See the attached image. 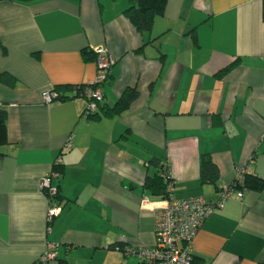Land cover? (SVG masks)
<instances>
[{
    "label": "crops",
    "instance_id": "crops-1",
    "mask_svg": "<svg viewBox=\"0 0 264 264\" xmlns=\"http://www.w3.org/2000/svg\"><path fill=\"white\" fill-rule=\"evenodd\" d=\"M128 5L0 1V74L14 78L0 82V264H41L49 249V264H144L123 249L155 245L167 198L145 182L164 164L173 200L216 205L240 169L264 179V0H166L143 33ZM98 46L115 62L88 114L74 88L95 79ZM54 87L64 99L44 103ZM126 89L137 97L117 109ZM203 154L215 183L201 182ZM50 173L61 211L48 223L40 182ZM235 190L197 231L194 264H264V189Z\"/></svg>",
    "mask_w": 264,
    "mask_h": 264
},
{
    "label": "built area",
    "instance_id": "built-area-1",
    "mask_svg": "<svg viewBox=\"0 0 264 264\" xmlns=\"http://www.w3.org/2000/svg\"><path fill=\"white\" fill-rule=\"evenodd\" d=\"M96 53V77L87 86L75 87L86 98V113L93 114L103 99L100 84L106 77L110 67L114 64L115 58L108 54L104 46L94 49ZM59 94L56 91L48 90L42 93V101L49 104L58 100ZM70 141L66 143L69 146ZM57 164V161H56ZM56 173L45 175L41 179L42 191L49 200L46 221L52 219L61 211V204L53 200L58 188L52 183V177ZM163 178L167 181V200L163 206L158 207L154 212L155 245L151 247H125L126 256H135L144 264H192L193 239L202 226L206 217L215 206L223 204L231 194L236 191L230 184L221 188L220 200L216 205L208 203L203 196H193L181 200H173L171 197L172 177L169 167L163 165ZM243 169L238 170L236 181H243ZM238 195L242 191H237ZM56 252L49 249L40 258L41 264H49L54 260Z\"/></svg>",
    "mask_w": 264,
    "mask_h": 264
},
{
    "label": "trees",
    "instance_id": "trees-1",
    "mask_svg": "<svg viewBox=\"0 0 264 264\" xmlns=\"http://www.w3.org/2000/svg\"><path fill=\"white\" fill-rule=\"evenodd\" d=\"M3 1V0H0ZM6 1H14L19 3H28L33 0H6ZM166 7V0H129V5L124 9V15L133 25V27L140 33L149 32L152 28V24L154 18L157 16H162L164 14ZM262 18H264V12H262ZM84 55H87V52L84 51ZM227 68V67H226ZM14 78L12 75L7 73L0 74V82L5 84L12 83ZM79 88L80 86H76ZM82 87V86H81ZM53 91H56L59 94L58 100H63V95L59 92V87H54ZM137 97V92L134 89H126L121 97L118 99L116 103L117 109H125L128 105ZM100 104V103H99ZM99 106V105H98ZM7 111L0 107V146L6 144L7 142ZM1 155V154H0ZM61 165L57 163L54 166L57 172H60ZM163 170V169H162ZM200 172H201V182H212L215 183L218 176L219 171L216 164L212 161L208 154H203L200 159ZM231 186L235 188H250L255 190L264 189V179H260L254 175H248L243 177V181L237 182L236 179L232 183ZM145 186L151 190V192L160 197H166L167 192V181L161 177L160 175L154 176L152 178H148L145 182ZM57 194L53 197V200L58 202L59 196ZM60 204V203H59ZM61 262V261H60ZM60 264H65L60 263ZM192 264L194 262L192 261Z\"/></svg>",
    "mask_w": 264,
    "mask_h": 264
}]
</instances>
